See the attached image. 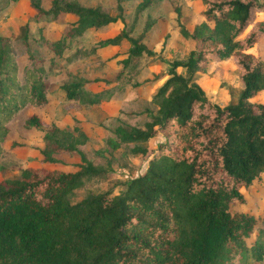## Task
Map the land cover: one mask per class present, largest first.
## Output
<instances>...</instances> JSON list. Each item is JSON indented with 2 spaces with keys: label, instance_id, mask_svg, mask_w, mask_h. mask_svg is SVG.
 I'll return each instance as SVG.
<instances>
[{
  "label": "trees",
  "instance_id": "trees-1",
  "mask_svg": "<svg viewBox=\"0 0 264 264\" xmlns=\"http://www.w3.org/2000/svg\"><path fill=\"white\" fill-rule=\"evenodd\" d=\"M28 1L36 18L58 12L75 16L62 38L49 41L57 53L66 38L122 20L120 14L74 0H51L47 9ZM152 2L140 0L136 10ZM201 5L191 30L176 9L178 31L189 50L186 58L169 62L149 80L164 77L151 93L157 107L148 111L149 119L142 126L114 128L121 141L163 138L146 167L117 192L107 188L71 200L85 179L103 177L106 170L78 149L80 130L49 124L36 110L23 118L24 127L42 132L44 146L38 151L43 161L59 160L60 150L75 151L81 161L74 170L26 166L17 176L0 179V264H236L247 250L264 263V240L258 236L250 246L246 241L256 215L231 210L247 202L245 192L264 172V105L251 100L264 88V58L253 51L264 43V18L257 17L264 0H201ZM151 22L146 20L143 29ZM10 36L0 34V139L20 109H36L48 100L51 64L44 68L43 52L28 47L18 62ZM120 37L130 42L123 64L152 54L123 28L101 45ZM23 40L27 44L26 35ZM225 60L236 70L239 93L234 102L220 106L192 78L210 62ZM177 67H184L185 74ZM122 70L115 79L124 75ZM67 75L70 80L61 84L67 99L99 100L86 92L77 73ZM132 151L143 155L146 148L135 145Z\"/></svg>",
  "mask_w": 264,
  "mask_h": 264
},
{
  "label": "rangeland",
  "instance_id": "rangeland-1",
  "mask_svg": "<svg viewBox=\"0 0 264 264\" xmlns=\"http://www.w3.org/2000/svg\"><path fill=\"white\" fill-rule=\"evenodd\" d=\"M34 1L47 9L51 0ZM74 1L95 6L110 15L120 14L122 20L88 29L80 37L66 38L65 45L57 53L52 50L49 41L62 38L67 26L74 21V15L58 12L55 16L48 13L36 18L28 0H0V34L11 35L8 43L18 62L28 47L43 52L44 68L51 64L48 100L36 109L25 105L6 122V131L0 139V179L15 177L26 166L74 170L81 161L75 151L61 150L58 152L59 160H42L38 151L44 146L42 132L22 125L23 118L36 110L49 124L73 132L80 130L82 136L79 139L82 140L77 143L78 149L85 159L106 170L103 177L85 179L81 186L73 190L71 200L107 188L117 192L126 179L146 167L162 136L154 135L144 142L121 141L114 128L118 125L142 126L149 119L148 111H154L157 107L151 93L164 77L152 83L149 80L165 71L169 62L186 58L189 50L188 40L178 31L176 9L180 11L178 19L186 18L187 29L191 30L192 24L199 19L198 11L202 7L201 0H153L149 6L137 11L136 5L140 0ZM257 17L264 18V11L258 13ZM149 19L152 20L151 25L144 30V24ZM120 28L129 36L140 38L152 54L130 57L123 64L121 60L130 46L129 40L120 37L112 44L101 45V41L116 34ZM24 35L27 44H24ZM90 48L94 50L90 51ZM86 50L88 52L83 53ZM253 51L264 58V43L257 44ZM121 68L124 75L115 79ZM68 71L77 73L80 77L76 78L83 80L86 92L92 98L100 97L99 100L91 103L85 101L84 97H77L73 101L67 99L61 84L70 80ZM176 71L181 74L186 72L184 67H177ZM192 80L200 85L209 100L220 106L234 102L239 93L237 73L228 60L210 62L206 71L196 73ZM251 100L264 105V88L258 90ZM135 145L144 146L145 153L133 152ZM245 197V204L231 205V210H246L256 215L257 223L246 238L250 246L258 236L264 240V172L252 181ZM236 264L264 263L247 250Z\"/></svg>",
  "mask_w": 264,
  "mask_h": 264
}]
</instances>
